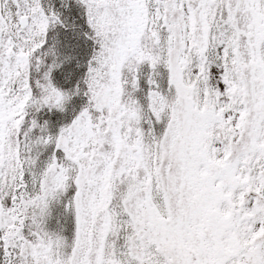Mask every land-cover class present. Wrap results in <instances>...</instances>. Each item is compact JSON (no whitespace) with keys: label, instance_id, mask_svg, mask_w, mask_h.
Listing matches in <instances>:
<instances>
[{"label":"snow or ice","instance_id":"1","mask_svg":"<svg viewBox=\"0 0 264 264\" xmlns=\"http://www.w3.org/2000/svg\"><path fill=\"white\" fill-rule=\"evenodd\" d=\"M0 264H264V0H0Z\"/></svg>","mask_w":264,"mask_h":264}]
</instances>
